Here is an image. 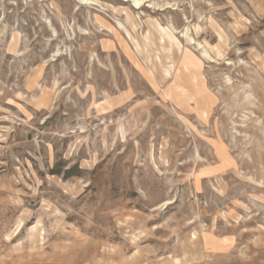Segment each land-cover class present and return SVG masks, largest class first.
<instances>
[{
  "label": "rangeland",
  "instance_id": "obj_1",
  "mask_svg": "<svg viewBox=\"0 0 264 264\" xmlns=\"http://www.w3.org/2000/svg\"><path fill=\"white\" fill-rule=\"evenodd\" d=\"M0 264H264V0H0Z\"/></svg>",
  "mask_w": 264,
  "mask_h": 264
},
{
  "label": "bare ground",
  "instance_id": "obj_2",
  "mask_svg": "<svg viewBox=\"0 0 264 264\" xmlns=\"http://www.w3.org/2000/svg\"><path fill=\"white\" fill-rule=\"evenodd\" d=\"M133 2L135 3V5H136V6H138V5H139V3H138V2H136V1H133Z\"/></svg>",
  "mask_w": 264,
  "mask_h": 264
}]
</instances>
